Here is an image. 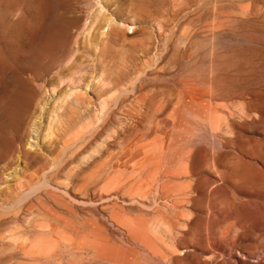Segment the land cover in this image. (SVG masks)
<instances>
[{
    "label": "rangeland",
    "instance_id": "1",
    "mask_svg": "<svg viewBox=\"0 0 264 264\" xmlns=\"http://www.w3.org/2000/svg\"><path fill=\"white\" fill-rule=\"evenodd\" d=\"M0 56V264H264V0H0Z\"/></svg>",
    "mask_w": 264,
    "mask_h": 264
},
{
    "label": "bare ground",
    "instance_id": "2",
    "mask_svg": "<svg viewBox=\"0 0 264 264\" xmlns=\"http://www.w3.org/2000/svg\"><path fill=\"white\" fill-rule=\"evenodd\" d=\"M110 20V19H109ZM112 21V20H111ZM103 22H104V20H103ZM102 22V23H103ZM106 23V22H105ZM127 24V23H126ZM123 25H125V23L123 24ZM75 26L76 25H74V28H75ZM85 26H86V24H85ZM131 26V25H130ZM128 24H127V28H129L130 27ZM77 30H78V27H77ZM24 49V48H23ZM19 50V49H18ZM147 50H149V49H145L144 50V53H146L147 52ZM151 51V50H150ZM25 52V51H24ZM74 53V52H73ZM72 53V54H73ZM32 54V53H31ZM52 55V54H51ZM30 56V55H29ZM1 57V56H0ZM52 57V56H51ZM54 57V56H53ZM72 59L74 58L75 59V56L74 57H71ZM77 58V57H76ZM68 59V58H67ZM66 59V60H67ZM66 60H65V62H66ZM69 60H70V58H69ZM78 60H81V59H78ZM78 60H75V61H69V64L68 63H66V65L65 66H63L62 68H59L58 70H56V72H55V74L53 75V76H51V78H50V86H51V83H52V85H54L53 86V88H55V83L58 81V79H63V77L66 75V74H69L70 76H71V79H72V83H74L75 84V87H81L82 86V80L84 79L83 77L84 76H82V75H77V73H81V71H82V67L84 66H82V63L80 62V61H78ZM23 63V62H22ZM56 63V62H55ZM60 63H61V61H60ZM57 64V63H56ZM55 65V64H54ZM60 65V64H59ZM31 66V65H30ZM52 66H53V64H52ZM55 66H57V65H55ZM60 67V66H59ZM98 67V66H97ZM58 68V66L56 67V69ZM19 69V68H18ZM21 70V69H20ZM27 70V69H26ZM47 70H49V69H47ZM25 71V70H24ZM37 71V70H36ZM45 71H46V69H45ZM83 71H85V69L83 70ZM47 72V71H46ZM49 72V71H48ZM47 72V73H48ZM52 71L50 70V72L49 73H51ZM97 72V71H96ZM24 73V72H23ZM27 73H28V71H27ZM34 73H35V71H34ZM45 73V72H44ZM48 73V74H49ZM81 74H83V73H81ZM51 75V74H50ZM34 76V75H33ZM42 76V75H41ZM43 76H45V75H43ZM43 76H42V78H43ZM26 77V76H25ZM31 77H32V75H31ZM36 77V76H35ZM48 77V76H47ZM69 77V76H68ZM46 78V77H45ZM205 78V77H204ZM32 79V78H31ZM37 80H38V78H36ZM98 79H102V81H104V82H102L103 83V86H102V88H100L101 89V94H104V93H106V92H109V91H111L112 89H114V88H120L121 87V85H123V84H125V82H115V81H113V80H111V79H109V78H98ZM187 79V78H186ZM185 79V80H186ZM12 80V79H11ZM23 80H25L24 82V84H26V80L27 79H23ZM30 80V79H29ZM29 80H27V82L29 81ZM43 80V79H42ZM60 80V81H61ZM93 80H94V77H93ZM116 80V79H115ZM197 80V79H196ZM32 81H33V79H32ZM32 81H30V83L31 84H33L32 83ZM64 79L62 80V82H61V84H60V86H59V84L57 85V88H58V86H59V88L60 87H63L64 85H66L64 82ZM121 81V80H120ZM195 81V80H194ZM46 82V81H45ZM48 82V81H47ZM191 81H187V83L185 82V84H183L182 86H183V88L185 89V90H187V91H190V92H195L196 90H198V88H197V84L196 83H190ZM197 82V81H196ZM54 83V84H53ZM96 83V82H95ZM141 83V82H140ZM209 83V82H208ZM27 84H29V83H27ZM26 84V85H27ZM31 84H29L30 85V87H34L33 85H31ZM34 84H36V83H34ZM42 84H44V83H42ZM57 84V83H56ZM69 84V83H68ZM71 84V83H70ZM46 85V84H45ZM44 85V86H45ZM85 85H86V83H85ZM84 85V86H85ZM95 85V84H94ZM93 85V86H94ZM11 86V85H10ZM15 86V85H14ZM42 86V85H41ZM44 86H43V88H44ZM71 86H72V84H71ZM16 87V86H15ZM29 87V86H28ZM47 87V86H46ZM74 87V86H73ZM101 87V86H100ZM42 88V89H43ZM82 88V87H81ZM141 88V87H140ZM34 89V88H33ZM41 89V90H42ZM99 89V90H100ZM22 90V89H21ZM25 90V89H24ZM45 90H46V88H45ZM45 90H43V91H45ZM52 90V89H51ZM70 90V89H69ZM136 90V89H135ZM18 91V90H17ZM20 91V90H19ZM48 91V90H47ZM56 91V89H53L52 90V92L54 93ZM73 91V90H72ZM75 91V90H74ZM22 92V91H21ZM28 92H30V91H28ZM27 92V93H28ZM34 92V91H33ZM52 92H50V93H52ZM199 92V91H198ZM204 92V91H203ZM18 94V93H17ZM29 94V93H28ZM32 94V93H31ZM69 94V93H68ZM75 94H77V92L75 93ZM100 94V93H99ZM31 96H33V95H31ZM100 96V95H99ZM192 96V95H191ZM8 97H9V95H8ZM16 97V96H15ZM34 97V96H33ZM44 97V96H43ZM17 99L18 98H20V97H16ZM26 98V97H25ZM32 98V97H31ZM36 99H38V97H35ZM35 98H33V99H35ZM11 99H13V97L11 98ZM32 99V100H33ZM42 99V98H41ZM111 99V98H110ZM5 100V99H4ZM14 100V99H13ZM9 101V100H8ZM33 101H35V100H33ZM83 101H87L88 103H90L91 105H92V107L95 109L96 107V104H97V102H96V99L95 100H92V99H90L89 97H83ZM37 102V101H36ZM103 102V101H102ZM106 102V99L104 100V103ZM28 103V102H27ZM34 103V102H33ZM49 103V102H48ZM20 104V103H19ZM18 104V105H19ZM28 104H30V102L28 103ZM39 104V103H38ZM2 106V105H1ZM13 106V105H12ZM33 106V105H32ZM41 107H42V104L40 105ZM150 106V105H149ZM14 107V106H13ZM28 107V106H27ZM35 107H37V109H38V105H37V103H36V106ZM151 107V106H150ZM19 108H21V107H19ZM31 108V107H30ZM98 108V107H97ZM17 109V108H16ZM26 109V108H25ZM36 109V108H35ZM34 109V110H35ZM155 109V108H154ZM19 110V109H18ZM27 110H28V108H27ZM33 110V111H34ZM13 111H14V108H13ZM24 111V110H23ZM30 111V110H29ZM33 111H32V113H33ZM8 112V111H7ZM11 112V111H10ZM16 112V111H15ZM14 112V113H15ZM21 113H22V111H20ZM25 112H26V110H25ZM28 112V111H27ZM43 112V111H42ZM37 113H39V112H37ZM40 113H41V111H40ZM39 113V114H40ZM10 114H12V113H10ZM9 114V115H10ZM39 114H37V115H39ZM7 115V114H6ZM30 115V114H29ZM31 115H34V114H31ZM42 115V114H41ZM25 116V115H24ZM35 116H36V114H35ZM21 117V116H20ZM23 117V116H22ZM33 117V116H32ZM36 117H38V116H36ZM30 118V117H29ZM35 118V117H34ZM24 119H26V118H24ZM36 119V118H35ZM32 120H33V118H32ZM95 120V119H94ZM97 120V119H96ZM28 122V121H27ZM35 122V121H34ZM42 122V121H41ZM24 123H26V122H24ZM27 124V123H26ZM33 128H34V126H33ZM27 130V129H26ZM28 131V130H27ZM30 131V130H29ZM26 132V131H25ZM28 133V132H27ZM25 134V133H24ZM32 135V134H31ZM29 136V135H28ZM75 140H76V138H75ZM28 141V140H27ZM77 141V140H76ZM20 143V142H19ZM76 144V143H75ZM21 145V144H20ZM71 144H67L65 147H68V146H70ZM69 148V147H68ZM24 150V149H23ZM30 151H31V149H29ZM29 151V152H30ZM21 152H23V151H21ZM6 156V155H5ZM24 156V155H23ZM34 156H36V155H34ZM40 156V155H39ZM29 157H30V155H29ZM34 159L36 158V157H33ZM33 159V160H34ZM27 160V159H26ZM30 160H32V159H29V162H31ZM36 160V159H35ZM28 161V160H27ZM39 161V160H38ZM32 163V162H31ZM10 166V165H9ZM113 166L112 165H110V163H104V165H103V168H102V171H105V170H107L108 171V168L110 169V168H112ZM8 169V168H7ZM102 171H100V173H103ZM1 174H3V173H1ZM3 202V201H2ZM3 205V204H2Z\"/></svg>",
    "mask_w": 264,
    "mask_h": 264
}]
</instances>
